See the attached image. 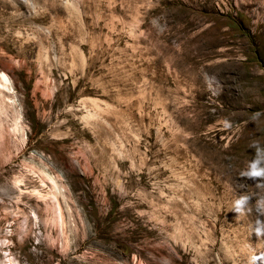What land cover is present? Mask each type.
<instances>
[{
	"label": "rangeland",
	"instance_id": "374dc122",
	"mask_svg": "<svg viewBox=\"0 0 264 264\" xmlns=\"http://www.w3.org/2000/svg\"><path fill=\"white\" fill-rule=\"evenodd\" d=\"M31 1L0 0V264L264 253V0Z\"/></svg>",
	"mask_w": 264,
	"mask_h": 264
},
{
	"label": "clouds",
	"instance_id": "9594fccd",
	"mask_svg": "<svg viewBox=\"0 0 264 264\" xmlns=\"http://www.w3.org/2000/svg\"><path fill=\"white\" fill-rule=\"evenodd\" d=\"M211 86V81H209V88H211ZM241 175L253 181L264 180V149L259 147L256 148L255 157L249 162L247 170L243 171ZM249 199L250 197L241 195L235 200L234 210L238 213V216L244 214ZM257 211L264 214V198L257 201ZM254 233L257 237L264 236V222L257 220ZM257 260H264V253H261L260 255H251L249 257V264H255Z\"/></svg>",
	"mask_w": 264,
	"mask_h": 264
},
{
	"label": "bare ground",
	"instance_id": "6f19581e",
	"mask_svg": "<svg viewBox=\"0 0 264 264\" xmlns=\"http://www.w3.org/2000/svg\"><path fill=\"white\" fill-rule=\"evenodd\" d=\"M9 1H12L13 3H16V4H20L19 2H18V0H9ZM25 2H27V3H30V4H32V6L33 5H35L34 4V1H31V0H24ZM22 4V3H21ZM64 4H65V6L67 7V9L68 10H70L71 12H73V13H75L76 14V16L78 17V19L79 20H81V16H80V11H79V9L76 7V6H74V5H72L71 3H69V1L68 0H65V2H64ZM137 22V21H136ZM61 26V25H60ZM66 27V26H65ZM64 27V28H65ZM61 29L63 30V28L61 27ZM60 29V30H61ZM19 34H20V32H19ZM62 37V36H61ZM27 40L29 39V37H27L26 38ZM40 59L43 61H45V60H47V53L46 52H44L41 56H40ZM82 61H83V56H82ZM0 76H1V78L3 79V81H4V85H5V87H7L8 89L10 88L9 86H8V84H9V77L5 74V72H1L0 73ZM93 101V104H94V110H92V111H87L86 113H85V115L83 114V116H81L80 117V119L86 124V125H89V126H91V127H93L94 125H96L97 123H98V121H99V119L101 118V117H99V116H101L100 114H101V108L96 104V102H94V100H92ZM74 108V106L73 105H69L68 106V110L69 111H72V109Z\"/></svg>",
	"mask_w": 264,
	"mask_h": 264
}]
</instances>
